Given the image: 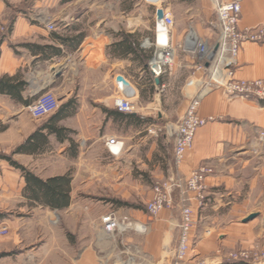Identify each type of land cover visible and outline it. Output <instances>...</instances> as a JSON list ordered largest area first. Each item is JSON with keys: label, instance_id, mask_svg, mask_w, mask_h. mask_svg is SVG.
<instances>
[{"label": "crops", "instance_id": "crops-1", "mask_svg": "<svg viewBox=\"0 0 264 264\" xmlns=\"http://www.w3.org/2000/svg\"><path fill=\"white\" fill-rule=\"evenodd\" d=\"M145 2L144 5L152 7L155 12L152 36L145 35L142 31L143 12H132L133 15L130 16L132 6L126 1L120 2L121 6L116 7L117 20L110 24L112 28L109 31L101 29L87 34L80 25V18L75 19V22H66L63 28L56 27V30L50 31L46 23L49 19L34 18L31 13L22 12L18 8L7 10L5 2L0 0V24L7 21L5 19L8 14L14 15L11 29L4 33L0 30V78L17 76L15 84L19 81L26 82L25 89L21 88L17 93L0 90V148L13 154L12 158L40 177L71 173V204L64 209L74 211L77 215L74 216L83 220L85 229L91 230L95 224L93 198L116 197L129 203L126 205L112 202L103 210L104 213L117 211L127 214L146 225L144 232L124 234L122 243L142 249L146 255L145 264H172L170 251L177 244L181 215L179 211L182 198L179 190L174 193L175 206L172 209H163L157 217L147 213L146 204L152 200L154 183L170 179L175 171V140L167 127L175 131L177 122L185 115L188 105L196 97L203 79V72L196 70V57L186 50L185 38L193 30L196 35L210 43L216 41L217 10L212 0H162L157 5L147 0ZM49 3L50 0H40L35 7L37 9L42 7L41 4ZM110 5L112 8L113 4H106L102 9L109 8ZM158 7L168 9L174 15L175 26L170 39L177 55L173 66L165 71L161 82L156 83V78L148 66L145 68L132 52L125 51L120 54L115 51L113 44L121 41V34L125 32L133 34L134 40L140 42L142 48L151 50L143 47L142 42L144 38L153 39L155 35ZM242 8L239 21L242 27H254L264 23V0H243ZM106 21L101 16L97 26H108ZM81 33L84 37L76 49L69 48L62 39L56 37L57 35L67 39ZM27 44L54 45L61 49V54L49 51L44 55L42 50ZM240 52L236 64V78H264V42H247ZM68 67L69 73L58 75L59 70ZM119 74L135 88V101L138 107L142 104V111L116 112L115 98L121 95L120 85L116 81ZM149 75L153 77L155 84L150 82ZM41 91L55 92L61 105L70 101V108H76L70 116L59 122V125L71 129V138L59 140L56 134L49 136V142L56 144V149L67 151L56 153L54 157L58 159L47 167L41 166L40 158L46 155L52 158V150L50 154L43 152L45 148L15 152L48 118L35 119L30 114V106ZM199 111L203 116H213L215 119L199 128L196 133L194 147L186 153V159L179 167L178 174L183 181L193 169L205 161L216 162L219 157L230 153L231 147L228 149V145L231 142L234 144L244 140L264 128V102L226 96L221 89L208 94ZM156 125L164 127V130L150 134L149 129ZM109 137L125 142L121 155L113 156L110 153L106 142ZM74 142L80 145L72 154ZM237 144L241 147L236 149L235 156L228 154V158L234 159L238 164L242 163L246 169H258L259 156L244 158L249 147L243 142ZM0 165L4 167L3 172L0 170V194L6 195L7 199H13L15 191L24 192L25 178L21 170L9 160L0 158ZM211 179L213 180L210 182L214 184L223 182L220 175ZM240 191L241 188L210 190L209 201L213 202L202 207L193 197V193H188L189 203L195 212L196 228L192 234L194 252L190 253L187 264H200L209 259L205 253L213 249L229 250L233 243L240 241L239 227L227 223L224 216L217 211L243 209L237 202H228L230 195ZM253 191L254 187H251V192ZM22 200L27 202L22 203V207H27L30 211H41L43 208L53 212L62 210L32 202L29 198L22 197ZM144 201L145 205L142 207L141 202ZM14 204H6L3 209L6 207L9 210ZM237 234L239 235L236 236ZM248 236H252L251 232ZM108 252L113 251L107 250ZM211 261L216 260L213 258ZM215 264L238 263L223 261Z\"/></svg>", "mask_w": 264, "mask_h": 264}, {"label": "rangeland", "instance_id": "rangeland-1", "mask_svg": "<svg viewBox=\"0 0 264 264\" xmlns=\"http://www.w3.org/2000/svg\"><path fill=\"white\" fill-rule=\"evenodd\" d=\"M3 1L7 10L18 8L22 12L31 13L34 18L49 19L58 28H63L68 21L75 22V19L80 18V25L85 28L84 32L87 34L101 29L109 31L112 28L110 24L117 20L116 7L121 6L120 2L126 1V3L128 2L132 6V10L129 11L130 16L133 15L132 12L134 14L138 13L139 10L143 12L144 22L141 25L142 31L145 35L152 36V22L155 12L152 7L144 5L146 0H54V2L50 0L49 4H41L42 7L37 9L35 5L40 0ZM41 1L43 2V0ZM106 4H113L112 8L110 5L109 8L102 9V6L104 7ZM99 6L101 8H98ZM101 16L106 18L108 26H97V22H99ZM13 18V14H8L5 19L7 21L0 24L1 32L9 31L8 27ZM69 69L68 67L61 70L67 74L70 72ZM53 94L59 100L58 95L55 92ZM139 108L142 111V104ZM50 115L43 118H47ZM158 132L161 133L160 130ZM239 142H243L249 147L244 158L252 159L254 156H259V160L257 161L258 169H246L242 163L238 164L234 159L228 158V154L231 157L235 156L236 149L241 147L240 144H237ZM230 144L228 145V149L231 147L230 153L227 151L228 154L226 153L227 155L219 157L218 161H212L213 163L205 161L201 166L207 167L210 170L205 180L208 190L241 188L240 193L230 195L228 202L229 200L237 202L244 207L243 209L231 212H221L220 209H217L218 213L220 212L219 215L224 216V220L227 223L235 224L237 228L239 227L241 233L236 236L239 235L240 241H237L235 244L233 243L229 250L219 249L216 252L213 249L211 252L205 253L210 259L205 262L215 264L228 261V263H232L233 261L229 259V255L232 252L240 253L241 251H245L250 255L251 259H249V262L247 261L242 264H264V262H258L260 256L264 255V187H262L264 186V128L257 130L254 135L244 140L235 142L231 146ZM78 145L80 143H75L72 146V154L77 150ZM44 150L43 152H46V154H50L51 150L53 152L51 153L53 155L52 158L49 155L40 158L41 166L46 165V167L58 159L54 157L56 153L62 154L67 151L65 149H56V144L51 143V141ZM2 155L13 156V154H8L0 148V158H4ZM3 168L0 165L1 171ZM215 175H220L223 182L220 184L210 182L213 180L211 178ZM183 182L185 183V181ZM185 184L181 188L183 192L190 191L186 190ZM251 187H254L253 192H251ZM178 192L182 191L179 190ZM210 196H207L205 204L213 202L209 201ZM6 197L3 193L0 194V213L3 214L0 220V227L7 226L9 228L8 234L0 235V264H114L119 260L117 253L119 252V248H124L123 243H121L124 234L118 235L115 241L114 239L103 238L99 229L104 208L109 207V203L113 202L111 199H115L116 197L93 198L92 212L95 217V224L91 227V230L89 228L85 229L83 220L75 217L77 215L74 211L72 212L68 208L56 212L44 208L41 211H30L27 207H22V203H27L26 201L22 202V197L27 198L23 191H15L13 199H7ZM6 204H14V207L9 210H6V207L3 209V206ZM141 205L144 207L145 201L141 202ZM212 215L214 216L215 213ZM210 231L214 232L215 230L210 229ZM249 232H251L252 236H248ZM107 250L113 252L107 253ZM213 258L216 261L212 262L211 259Z\"/></svg>", "mask_w": 264, "mask_h": 264}, {"label": "built area", "instance_id": "built-area-1", "mask_svg": "<svg viewBox=\"0 0 264 264\" xmlns=\"http://www.w3.org/2000/svg\"><path fill=\"white\" fill-rule=\"evenodd\" d=\"M149 3L157 5L162 0H147ZM243 0H212L217 10V40L209 42L190 31L186 36V50L193 53L196 57V70L203 72V79L196 94V97L190 102L185 115L177 122L175 131L167 127L175 140L174 148V173L167 180H161L154 184V194L146 204V211L152 217L159 216L163 209H172L175 206L174 193L181 190V217L178 224L179 234L177 244L170 251L172 264H187L190 253L194 250V241L192 234L196 228V219L193 206L188 202L190 198L188 193H193V197L200 206L205 204L210 190L205 182L207 173L210 171L207 167H196L185 180V183L179 176V167L186 159V153L193 149L196 133L199 128L205 126L208 122L214 121L213 116H203L199 111L202 101L208 94L217 89H221L224 95L239 96L249 100H259L264 102V78L256 79L236 78V64L238 62L240 51L247 42H264V23L254 27H242L239 23L242 15ZM159 8V7H158ZM156 9V11L158 10ZM163 9V8H162ZM164 16L158 19L156 12L155 35L153 39L146 37L143 39L142 46L152 50L153 57L148 63L154 78L165 73L167 69L173 66L176 60L175 48L170 39L172 28L175 26L174 15L172 11L163 9ZM47 28L50 31L56 30V24L48 20ZM5 31V30H4ZM120 85L121 95L115 99V108L121 113H136L139 111L136 100V90L131 85ZM60 106V100L51 91H41L35 102L30 106V113L35 119H41L54 113ZM163 131L164 127L158 125L149 129L150 134H156ZM107 146L113 156H119L123 153L125 142L116 138L109 137ZM187 192L181 189L184 187ZM100 234L103 238L117 240L120 234L133 232H144L146 225L135 220L127 214H121L117 211H109L102 214L99 225ZM9 233L7 226L0 227V235ZM122 243V241H121ZM124 248H119L117 253L119 260L114 264H145L146 255L136 245H127L123 243ZM117 249V248H116ZM230 261L235 263L249 262L250 255L245 251L240 253L232 252L229 255ZM259 263L264 262V255H261ZM201 262L200 264H205Z\"/></svg>", "mask_w": 264, "mask_h": 264}, {"label": "trees", "instance_id": "trees-1", "mask_svg": "<svg viewBox=\"0 0 264 264\" xmlns=\"http://www.w3.org/2000/svg\"><path fill=\"white\" fill-rule=\"evenodd\" d=\"M14 19H11L8 30L11 29L12 23ZM55 35V33H54ZM122 40L113 44V49L120 54L123 52H132L138 60H140L144 67L148 66L150 59L153 57L151 50H146L140 46V42L134 40V35L130 33H122ZM3 37V36H2ZM56 37L62 39L63 43L69 46V48L76 49L80 44L81 40L84 37V34L81 33L80 35L72 38H61L60 36ZM31 45V44H27ZM35 47L37 50H42L43 54L45 55L46 52L54 51L55 54H61V49L57 48L56 46L51 45H31ZM150 82L154 83V79L151 75ZM161 76H159V82H161ZM15 79L17 76H7L0 78V90H7L9 92H20L21 88L25 89L26 82L19 81L15 84ZM70 101L68 104H62L59 108L51 114L46 121L41 125L36 132L31 134L27 137V140L23 144L22 147L17 148L15 152L22 151H38L44 149L49 143V136L51 134H56L59 140H63L65 138H71L70 131L71 129H67L66 127L59 125V122L64 119L65 117L69 116V114L75 110L76 108L69 106ZM69 106V107H68ZM70 108V109H69ZM119 112L118 110L116 111ZM121 113V112H120ZM23 147H25L23 149ZM5 159L9 160L12 165L19 168L25 178L26 185H25V196L29 198L32 202H37L41 205L50 206L53 209H64L71 204V173H66L63 175H57L53 177H40L36 173H34L30 168L25 167L19 161L12 159L11 156L2 155ZM115 203H124L129 205L127 202H123L118 199H113ZM3 217V214L0 213V220Z\"/></svg>", "mask_w": 264, "mask_h": 264}, {"label": "water", "instance_id": "water-1", "mask_svg": "<svg viewBox=\"0 0 264 264\" xmlns=\"http://www.w3.org/2000/svg\"><path fill=\"white\" fill-rule=\"evenodd\" d=\"M157 11H158V19L160 20V19H162L163 16H164V11H163L162 8H158ZM61 74H63L62 70L59 71L58 75H61ZM155 80H156V83L159 82V78H158V77H157ZM116 81H117V82H121V83L124 84V85L131 86V84L128 82V80L125 79V77H124L123 75H121V74H119V75L116 76Z\"/></svg>", "mask_w": 264, "mask_h": 264}]
</instances>
